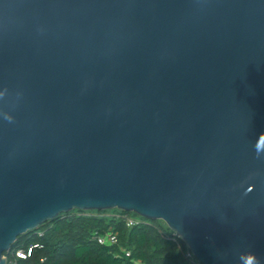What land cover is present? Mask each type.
Returning a JSON list of instances; mask_svg holds the SVG:
<instances>
[{
  "label": "water",
  "instance_id": "obj_1",
  "mask_svg": "<svg viewBox=\"0 0 264 264\" xmlns=\"http://www.w3.org/2000/svg\"><path fill=\"white\" fill-rule=\"evenodd\" d=\"M0 93V264L114 208L264 264V0H0Z\"/></svg>",
  "mask_w": 264,
  "mask_h": 264
},
{
  "label": "trees",
  "instance_id": "obj_2",
  "mask_svg": "<svg viewBox=\"0 0 264 264\" xmlns=\"http://www.w3.org/2000/svg\"><path fill=\"white\" fill-rule=\"evenodd\" d=\"M127 215L138 217L140 223L128 227ZM138 215L117 208L73 209L19 235L12 247L41 245L30 257L18 258V264H39L41 258L46 264H200L185 257L189 247L183 239L172 238L163 220ZM111 227L119 233L118 244H101L94 238Z\"/></svg>",
  "mask_w": 264,
  "mask_h": 264
},
{
  "label": "built area",
  "instance_id": "obj_3",
  "mask_svg": "<svg viewBox=\"0 0 264 264\" xmlns=\"http://www.w3.org/2000/svg\"><path fill=\"white\" fill-rule=\"evenodd\" d=\"M125 223L128 227H133L137 224L140 223V219L136 216H130L127 215L124 217ZM94 238L101 244H106V245H116L119 242V233L116 231L114 228H109L105 233L99 234L96 233L94 235ZM173 239H182L179 233L173 232ZM41 246L40 244H34L28 247L27 249L24 247H12L8 252L4 253L5 257L7 259V264H18V258H28L31 256L32 250L34 247H39ZM8 254L10 258H8ZM129 254V252H128ZM185 257L189 259H194L195 256L193 255L192 251L188 249L185 252ZM39 264H46V259L41 258Z\"/></svg>",
  "mask_w": 264,
  "mask_h": 264
},
{
  "label": "clouds",
  "instance_id": "obj_4",
  "mask_svg": "<svg viewBox=\"0 0 264 264\" xmlns=\"http://www.w3.org/2000/svg\"><path fill=\"white\" fill-rule=\"evenodd\" d=\"M3 94L0 93V96H2ZM249 264H258V262H256L255 257H251L249 260Z\"/></svg>",
  "mask_w": 264,
  "mask_h": 264
},
{
  "label": "rangeland",
  "instance_id": "obj_5",
  "mask_svg": "<svg viewBox=\"0 0 264 264\" xmlns=\"http://www.w3.org/2000/svg\"><path fill=\"white\" fill-rule=\"evenodd\" d=\"M138 216H139V215H138ZM165 226H167V227H168V229H169V230H171V228H170V227H169V226H168L166 223H165Z\"/></svg>",
  "mask_w": 264,
  "mask_h": 264
}]
</instances>
